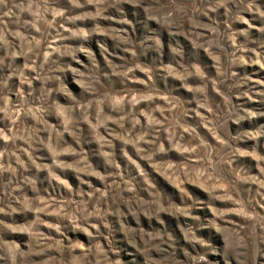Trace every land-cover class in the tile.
<instances>
[{
  "label": "rangeland",
  "instance_id": "374dc122",
  "mask_svg": "<svg viewBox=\"0 0 264 264\" xmlns=\"http://www.w3.org/2000/svg\"><path fill=\"white\" fill-rule=\"evenodd\" d=\"M0 264H264V0H0Z\"/></svg>",
  "mask_w": 264,
  "mask_h": 264
}]
</instances>
